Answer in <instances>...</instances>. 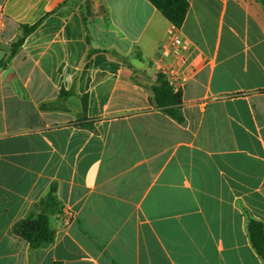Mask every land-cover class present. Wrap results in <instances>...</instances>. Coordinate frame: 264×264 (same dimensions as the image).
<instances>
[{
    "label": "crops",
    "instance_id": "obj_1",
    "mask_svg": "<svg viewBox=\"0 0 264 264\" xmlns=\"http://www.w3.org/2000/svg\"><path fill=\"white\" fill-rule=\"evenodd\" d=\"M186 1L177 121L148 0H0V264H264V3ZM51 187L31 249L13 226Z\"/></svg>",
    "mask_w": 264,
    "mask_h": 264
},
{
    "label": "trees",
    "instance_id": "obj_2",
    "mask_svg": "<svg viewBox=\"0 0 264 264\" xmlns=\"http://www.w3.org/2000/svg\"><path fill=\"white\" fill-rule=\"evenodd\" d=\"M157 11L174 27L182 26L188 10L186 0H148ZM264 3V0H262ZM23 27L24 35L34 29ZM22 40L15 43L14 48L20 46ZM151 102L158 108L163 109L168 115L177 121L182 117L178 110L181 105V93H174L169 87L161 73L156 74L155 83L150 88ZM83 109L86 104L83 102ZM35 210L16 222L13 226V233L27 242L31 249H39L50 245L54 240V231L50 225V217L60 212L59 202L56 197V190L51 187L47 195L42 198L34 207ZM37 210L39 212H37ZM247 232L250 243L259 257L264 260V225L262 222L249 218Z\"/></svg>",
    "mask_w": 264,
    "mask_h": 264
},
{
    "label": "built area",
    "instance_id": "obj_3",
    "mask_svg": "<svg viewBox=\"0 0 264 264\" xmlns=\"http://www.w3.org/2000/svg\"><path fill=\"white\" fill-rule=\"evenodd\" d=\"M176 27H172L167 35V40L160 47V51L165 57H168V62L165 65L159 67V73H161L169 87L174 93H180V89L183 87L185 77L182 75V69L187 64V47L183 44L180 37L175 35ZM74 218L72 211L66 212L67 222H71Z\"/></svg>",
    "mask_w": 264,
    "mask_h": 264
}]
</instances>
